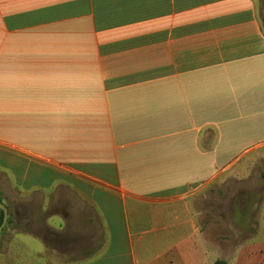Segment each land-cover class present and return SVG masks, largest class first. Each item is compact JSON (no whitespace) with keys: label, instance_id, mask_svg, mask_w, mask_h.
<instances>
[{"label":"crops","instance_id":"0c3cea01","mask_svg":"<svg viewBox=\"0 0 264 264\" xmlns=\"http://www.w3.org/2000/svg\"><path fill=\"white\" fill-rule=\"evenodd\" d=\"M258 1L0 0V183L65 200L55 259L264 264V200L229 256L201 208L213 184L264 174Z\"/></svg>","mask_w":264,"mask_h":264},{"label":"rangeland","instance_id":"374dc122","mask_svg":"<svg viewBox=\"0 0 264 264\" xmlns=\"http://www.w3.org/2000/svg\"><path fill=\"white\" fill-rule=\"evenodd\" d=\"M258 11L261 17H263L264 3L258 1ZM37 34V33H35ZM49 33H44V35ZM44 38L35 36L34 44H47V45H60V44H74L72 39L60 38L61 33H50ZM56 35V36H55ZM86 44V43H84ZM4 177V176H3ZM0 183V202L5 200L7 205H4L8 209V221L2 232L0 233V264H67L62 260L55 259L53 257L54 250L61 251L65 247L62 244L61 238L63 234L52 233L49 228H46L47 218L55 212V210L63 207L65 200H61L59 197H53L50 199H43L42 195L32 196L28 198L25 193L15 192L8 179ZM264 192V174L253 175V177L247 181H234L228 180L224 185L213 184L210 192L209 203L206 207H201L204 210L205 222L209 219L213 224L216 220L221 219L219 228L217 230L211 229L212 237L225 238L228 241L226 253L230 254L234 248L232 243L239 237L245 238V227L248 226L251 213L254 207L262 203L264 197L261 196ZM31 199V200H30ZM50 201L47 210L45 209V202ZM65 206V205H64ZM37 210L36 220L31 215L30 220L25 218L29 217L27 214L30 211ZM88 212V213H87ZM89 210L83 208V217L89 214ZM21 213L20 217L17 214ZM3 211L0 210V226L2 224ZM209 216V217H208ZM221 216V217H220ZM72 218H80L81 214H72ZM208 217V218H207ZM51 223L58 224L59 220L53 217L50 220ZM71 224L72 228L75 224L85 225L82 218L77 222ZM61 223V222H60ZM75 227V226H74ZM84 227V226H81ZM19 232L17 235L18 240L10 244H6L10 239L12 233ZM21 233H29L38 237L42 242L36 239H30L23 236ZM263 235V231L259 232L258 237ZM234 244V243H233ZM60 256V255H59ZM216 264H228V261H218Z\"/></svg>","mask_w":264,"mask_h":264},{"label":"water","instance_id":"95a60500","mask_svg":"<svg viewBox=\"0 0 264 264\" xmlns=\"http://www.w3.org/2000/svg\"><path fill=\"white\" fill-rule=\"evenodd\" d=\"M0 210H2L4 213L3 223L0 226V233H1L8 221V209L2 202H0Z\"/></svg>","mask_w":264,"mask_h":264},{"label":"trees","instance_id":"16d2710c","mask_svg":"<svg viewBox=\"0 0 264 264\" xmlns=\"http://www.w3.org/2000/svg\"><path fill=\"white\" fill-rule=\"evenodd\" d=\"M263 25H264V22H263ZM2 219H4V213H3ZM2 223H3V221H2Z\"/></svg>","mask_w":264,"mask_h":264}]
</instances>
